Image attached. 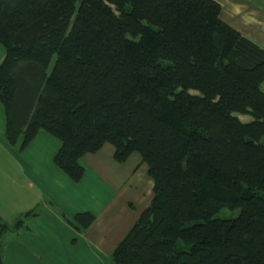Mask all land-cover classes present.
<instances>
[{
    "label": "trees",
    "instance_id": "obj_1",
    "mask_svg": "<svg viewBox=\"0 0 264 264\" xmlns=\"http://www.w3.org/2000/svg\"><path fill=\"white\" fill-rule=\"evenodd\" d=\"M215 0H0V104L7 142L39 128L73 181L79 158L137 152L149 202L112 264H264V47ZM247 113L249 120L235 114ZM220 206L232 217H213ZM0 219L1 235L18 229ZM94 214L67 221L86 227Z\"/></svg>",
    "mask_w": 264,
    "mask_h": 264
},
{
    "label": "crops",
    "instance_id": "obj_2",
    "mask_svg": "<svg viewBox=\"0 0 264 264\" xmlns=\"http://www.w3.org/2000/svg\"><path fill=\"white\" fill-rule=\"evenodd\" d=\"M215 1L220 5L218 16L223 21L264 47V0ZM3 52L0 47V58ZM260 87L264 90V77ZM2 112L0 104V125L4 127ZM35 132L24 147L44 140L52 143L44 154L50 158V179H41L42 173L32 168L36 186L28 190L25 187H31V180L25 184L21 180L30 173L26 172L23 159L0 158V216L17 218L26 210H34L23 218L18 229L9 228L2 233V263L108 264L115 242L150 200L152 179L143 174L145 163L135 156L134 164L124 165L131 153L122 162H116L112 145L103 143L79 158L84 170L73 181L53 163L52 154L59 141L48 138V132L42 128ZM5 140L2 135L3 145L7 144ZM53 194L60 206L50 202L56 199ZM79 210L91 212L94 217L86 227L76 229L66 217L71 219Z\"/></svg>",
    "mask_w": 264,
    "mask_h": 264
},
{
    "label": "rangeland",
    "instance_id": "obj_3",
    "mask_svg": "<svg viewBox=\"0 0 264 264\" xmlns=\"http://www.w3.org/2000/svg\"><path fill=\"white\" fill-rule=\"evenodd\" d=\"M0 47H2L1 43H0ZM2 49H3V47H2ZM235 114L241 120L245 121V120L250 119V115L247 113H236L235 112ZM42 130H44V129H42ZM2 131H3V124L1 123V125H0V137L3 135V139H4V133H2ZM45 132H47V131H45ZM48 134H49L48 138H52V139H54L55 142H58V138L56 136H54L53 134H50L49 132H48ZM261 141L264 142V136L261 137ZM1 142L2 141H0V158L4 159V158H16L17 157L19 159H23V161L26 164V168H27L26 172L30 171L28 177H27V175H24L21 179L22 182H24V184L27 181L31 180V184H30L31 187L28 188L26 186L25 187L26 189H28V190L33 189L36 186V179L34 178L32 168H33V170L39 171L42 173L41 179H43V180L44 179L45 180L50 179L51 174H52L51 173V166L49 165L50 158L47 159V156L44 155L46 153L47 149L50 148L52 145V143L50 141L44 140V141H41L39 143L32 142L30 146H27V147L23 146L21 148L19 147V145H17L16 142H15V144H10L9 142H7V144H4V145ZM106 144L109 145V143H107V142H106ZM135 156H137V157L139 156V154L136 151L131 153V156L128 158V160H126L124 165H126V166L130 165L131 166L132 163L134 164V162H135L134 157ZM51 164H52V162H51ZM60 171H62V170L60 169ZM63 173H65V172H63ZM143 174H145V176H147L145 170H144ZM30 175H31V177H30ZM41 179H39V180H41ZM20 195L18 196V198H21ZM52 196H54L56 198L55 194H53ZM18 198L16 197V199H18ZM22 198H24V196H22ZM50 202L54 203L55 206H56V204L58 206H60V202H58L57 198L54 201L50 200ZM17 203L21 204L19 199L17 200ZM238 210H239L238 207H234V208L230 209V208L225 207V206H220V208L216 212H214L212 214V216L213 217H219V218L220 217H232V216L237 214ZM15 218L16 217L11 216V215H9L8 217H4L2 214V216H0V219L5 221L6 223L7 222L11 223ZM66 218H69V217H66ZM108 264H112L110 259H109Z\"/></svg>",
    "mask_w": 264,
    "mask_h": 264
}]
</instances>
